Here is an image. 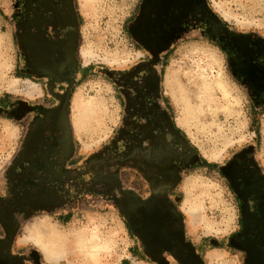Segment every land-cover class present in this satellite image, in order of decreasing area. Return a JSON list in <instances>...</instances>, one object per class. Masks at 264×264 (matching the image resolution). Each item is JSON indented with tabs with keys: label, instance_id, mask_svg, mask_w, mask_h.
I'll use <instances>...</instances> for the list:
<instances>
[{
	"label": "rangeland",
	"instance_id": "rangeland-1",
	"mask_svg": "<svg viewBox=\"0 0 264 264\" xmlns=\"http://www.w3.org/2000/svg\"><path fill=\"white\" fill-rule=\"evenodd\" d=\"M140 1L70 0L80 73L69 117L81 158L99 151L120 125L123 111L119 95L106 74L124 70L140 55L127 31ZM205 1L220 23L264 40V0ZM19 2L0 0L3 201L9 200V192L14 190L8 180L9 169L25 123L33 115V97L40 94L33 77L24 75L22 53H31L33 59V43L29 36L23 41L19 34L17 41L15 38ZM160 65L162 99L192 158V166L182 171L169 195L180 213L182 241L198 251L201 264H241L227 242L237 227L238 210L222 166L234 153L251 149L255 162L264 170V105L251 101L225 52L207 34L191 32L175 42L162 55ZM127 172H121L122 187L129 185ZM91 187L87 186L79 202L48 211L40 209L32 218H24L18 232L6 237L12 250L33 247L43 264H91L94 257L95 264H153L152 257L153 262L144 256L140 239L129 231L122 211L106 189L96 186L97 192H93ZM3 201L0 199V211ZM168 260V264H180L172 256Z\"/></svg>",
	"mask_w": 264,
	"mask_h": 264
},
{
	"label": "flooded vegetation",
	"instance_id": "flooded-vegetation-1",
	"mask_svg": "<svg viewBox=\"0 0 264 264\" xmlns=\"http://www.w3.org/2000/svg\"><path fill=\"white\" fill-rule=\"evenodd\" d=\"M19 5L15 38L19 34L23 41L32 32L33 59L22 51L24 75L33 77L40 94L33 97V115L9 169L14 190L9 200L0 198V264H18L23 257L8 247L6 237L24 218L79 202L89 185L93 192L96 186L106 189L147 260L168 264L172 256L180 264H201L198 251L182 241L180 213L169 200L192 158L162 99V55L191 32L207 34L225 52L251 101L264 105V40L220 23L205 0H141L127 27L140 55L124 70L106 74L119 95L120 125L99 151L81 158L69 117L80 73L70 0H20ZM125 169L129 185L122 187ZM222 172L238 210L228 245L241 264H264V170L251 149H242Z\"/></svg>",
	"mask_w": 264,
	"mask_h": 264
},
{
	"label": "crops",
	"instance_id": "crops-1",
	"mask_svg": "<svg viewBox=\"0 0 264 264\" xmlns=\"http://www.w3.org/2000/svg\"><path fill=\"white\" fill-rule=\"evenodd\" d=\"M27 33H30V36H29V42L30 43H33V39L31 38L33 35H32V32L30 31H27ZM8 243V247L11 246V242H7ZM22 252V255L23 257L20 258L19 262H17L18 264H43L41 261H40V258H39V255L37 254V251L35 249H33V247L31 248H28L24 251H20Z\"/></svg>",
	"mask_w": 264,
	"mask_h": 264
},
{
	"label": "bare ground",
	"instance_id": "bare-ground-1",
	"mask_svg": "<svg viewBox=\"0 0 264 264\" xmlns=\"http://www.w3.org/2000/svg\"><path fill=\"white\" fill-rule=\"evenodd\" d=\"M215 88H216V86H215ZM206 92H208V91H206ZM207 94V93H206ZM209 95V94H208ZM44 248V247H43ZM44 250V249H43ZM49 250V249H48ZM51 251V250H50ZM43 253H45V252H43ZM56 254V253H55ZM47 255V254H46ZM52 255V254H51ZM45 257V256H44ZM52 257V256H51ZM50 257V258H51ZM58 257V256H57ZM90 257H91V255H90ZM95 258L96 257H94V259H93V261H92V263L91 264H95L96 263V260H95ZM88 259H89V257H88ZM92 259V258H91ZM90 260V259H89Z\"/></svg>",
	"mask_w": 264,
	"mask_h": 264
}]
</instances>
